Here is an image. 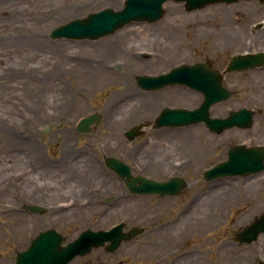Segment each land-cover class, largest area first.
<instances>
[{
	"label": "rangeland",
	"instance_id": "rangeland-1",
	"mask_svg": "<svg viewBox=\"0 0 264 264\" xmlns=\"http://www.w3.org/2000/svg\"><path fill=\"white\" fill-rule=\"evenodd\" d=\"M124 1L0 0V183L8 172H32L25 164L39 166L27 182L29 186L35 183L42 191L35 199L25 196V202L35 200L47 208L43 213L17 210L6 205L17 204L8 198L10 194L7 198L0 194V264H15L16 253L27 248L40 231L55 228L69 242L86 224L83 209L53 213V157L60 156L63 145L60 141L53 144V113L70 111L72 123L94 112L104 116L107 111L123 108L129 113L133 101L121 106L116 99L125 87L129 95L136 90L137 75L166 72L183 63L206 59L224 70L234 55L250 49L264 52V5L258 0L216 3L191 12L185 10L184 3L168 1L164 5L165 15L154 23L135 22L95 41L50 37L53 29L61 25L102 9L119 10ZM219 14L229 18L230 35L236 33L245 45L221 40L213 24ZM167 44L173 46L171 56L164 52ZM130 45L139 48L133 54L137 55L135 60L128 50ZM159 53L161 59L156 57ZM105 71L113 74L106 75ZM224 84L233 91V96L215 105L212 113L225 117L231 110L252 109L256 113L252 128H233L216 139L200 126L203 123L199 124L200 130L198 125L167 129L181 131L186 161L195 157L202 169L223 159L228 147L244 139H253V145H264V66L228 73ZM183 101L168 104L180 103L186 108L198 105L188 89ZM130 122L135 124L138 120L134 118ZM17 150L21 151L17 153ZM46 163L52 170L44 168ZM246 178H232L234 187H251L245 184ZM262 180L256 199L245 200L239 209H234L235 223L247 224L255 214L264 211ZM259 245L263 254L264 233ZM80 261L78 258L73 264Z\"/></svg>",
	"mask_w": 264,
	"mask_h": 264
},
{
	"label": "flooded vegetation",
	"instance_id": "flooded-vegetation-1",
	"mask_svg": "<svg viewBox=\"0 0 264 264\" xmlns=\"http://www.w3.org/2000/svg\"><path fill=\"white\" fill-rule=\"evenodd\" d=\"M195 63L220 70L208 59ZM137 76L136 90L126 99L133 101L134 112L107 111L100 123L90 124L87 130H80V118L72 123L70 111L53 113V144H63L60 156L53 157V213L83 209L86 224L76 237L87 230L101 233L98 246L69 264L78 258V264H262V234L251 243L239 240V233L260 215L255 214L247 224L234 221V209L251 198L248 188L234 187L232 178L249 176L209 178L205 172L226 161L235 145L256 144L244 139L228 147L223 159L204 169L195 157L186 161V145L178 131L185 127L157 128L154 123L164 108H186L168 102L183 101L187 89L197 100L194 108L202 104L203 92L184 84L148 91L141 88ZM232 111L236 110L228 114ZM134 118L138 120L135 124L130 122ZM197 125L198 130L205 127L213 139L230 130L218 134L206 124L193 126ZM112 158L129 170L119 166L117 170L116 164L109 162ZM24 166L32 172H8L0 183V194L6 198L10 194L8 198L17 202L6 205L17 210L39 204L35 200L25 202V196L35 199L42 191L27 182L39 166Z\"/></svg>",
	"mask_w": 264,
	"mask_h": 264
},
{
	"label": "water",
	"instance_id": "water-1",
	"mask_svg": "<svg viewBox=\"0 0 264 264\" xmlns=\"http://www.w3.org/2000/svg\"><path fill=\"white\" fill-rule=\"evenodd\" d=\"M167 1L185 2L188 11L201 9L210 4L234 3L239 0H125L123 8L115 10L106 8L93 12L84 18L74 19L61 25L50 34L52 39L97 40L111 35L122 27L133 22H156L165 14L164 4ZM264 4V0H259ZM264 64V52L236 55L225 72H235L260 67ZM223 77L217 70H211L204 63L194 65L183 64L171 69L169 73L159 76H138L137 81L143 89L157 90L167 85L185 84L203 92L205 99L200 107L164 108L156 119L155 127H180L205 122L217 133L235 126L250 128L253 124L254 112L247 108L230 112L225 118L212 117L210 108L215 103L228 99L232 93L223 86ZM99 114H91L79 122L80 130H87L92 123H99ZM109 162L119 170H129L117 159ZM119 166V169H118ZM264 170V147L236 146L229 150V159L206 171L209 178L225 175H248ZM32 212L43 213L41 206H28ZM264 232V212L254 222L239 233V240L251 243ZM65 238L55 229L40 232L26 250L16 255L15 264H68L77 255L83 256L93 246H98L100 233L85 231L74 241L63 246ZM264 264V261L263 263Z\"/></svg>",
	"mask_w": 264,
	"mask_h": 264
},
{
	"label": "bare ground",
	"instance_id": "bare-ground-1",
	"mask_svg": "<svg viewBox=\"0 0 264 264\" xmlns=\"http://www.w3.org/2000/svg\"><path fill=\"white\" fill-rule=\"evenodd\" d=\"M51 1V0H50ZM66 1H68V0H66ZM80 1H83V0H80ZM213 24L215 25V27H216V29H217V34H218V36L221 38V40H223L224 42H228L229 40H231V41H233V40H235V42H238V41H240V39H239V36L236 34V33H234L233 35H230V32H229V30H230V22H229V18L228 17H226V16H224V15H222V14H219L217 17H216V19H214V21H213ZM127 29V28H126ZM125 29V30H126ZM129 29H131V28H129ZM133 29V28H132ZM241 43H242V45H245V43H244V41H240ZM131 47H129L128 48V50H129V52H131L132 53V55L133 54H136V53H138L137 52V50H139V48L138 47H136L135 45H130ZM171 48H173V46L171 45V44H167L166 46H164V52H166V53H168V54H166L167 56H171ZM249 51H253V49H250ZM161 53V52H160ZM160 53L159 54H157L156 55V57H158V56H160ZM131 55V56H132ZM137 55H133L132 57H133V60H135V57H136ZM161 57H162V55L160 56V59H161ZM101 68L99 67V70H100ZM98 69H96L95 71H97ZM104 72V71H103ZM105 73H106V75H111V74H113L112 72H108V71H105ZM93 74L94 75H96V72H93ZM104 74V73H103ZM97 75L99 76L100 74L99 73H97ZM110 80H111V82H113L114 80H113V78H110ZM129 89L127 88V87H125V89H123V91H122V94L120 95V96H118L119 98H117L116 100H120V102H121V106L122 105H127L129 102H128V100H126L127 99V97H128V95H129ZM128 94V95H127ZM122 98V99H121ZM140 104H141V106H144V104H143V102L141 101V102H139ZM130 105V104H129ZM139 105V104H138ZM132 106V107H131ZM131 106H129L128 107V109H131V110H129V113H131V111L133 110V112L135 111V109H134V104H131ZM50 108L53 110V106H50ZM143 111H145V109L143 108L142 109ZM118 113H126L125 112V109H119L118 110ZM141 113H143V112H141ZM251 140H253V139H250V141H248L247 143L248 144H252V142L253 141H251ZM44 166V168L45 169H47L48 171H50V170H52V166L51 165H48L47 163L45 164V165H43ZM44 169V170H45ZM37 171V170H36ZM48 171H46V172H48ZM247 180H246V182H245V184H248V185H250L251 187H248V191H249V197L251 198L250 199V201H252L253 199V197H254V194L256 193V194H258L259 193V191L261 190V189H257L260 185H261V183L263 182V180L262 179H264V174H257V175H255V176H250V177H248V178H246Z\"/></svg>",
	"mask_w": 264,
	"mask_h": 264
}]
</instances>
